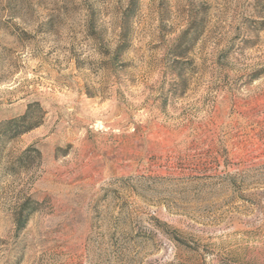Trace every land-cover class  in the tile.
Returning a JSON list of instances; mask_svg holds the SVG:
<instances>
[{
  "label": "rangeland",
  "instance_id": "rangeland-1",
  "mask_svg": "<svg viewBox=\"0 0 264 264\" xmlns=\"http://www.w3.org/2000/svg\"><path fill=\"white\" fill-rule=\"evenodd\" d=\"M129 3L0 0V264H264V0Z\"/></svg>",
  "mask_w": 264,
  "mask_h": 264
},
{
  "label": "trees",
  "instance_id": "trees-1",
  "mask_svg": "<svg viewBox=\"0 0 264 264\" xmlns=\"http://www.w3.org/2000/svg\"><path fill=\"white\" fill-rule=\"evenodd\" d=\"M139 0H130V3L127 7V10L122 18L121 28L122 31L120 33V42L117 46V52L121 51L123 48V42L125 41V32L126 25H129V21L133 14L135 13V8L137 7ZM192 24L183 32V34L179 37V41L182 42L183 39L188 38L191 35ZM36 106L35 103L29 104L27 111L18 117L10 118L4 120L0 123V144L5 145L9 141L17 138L18 136L30 131L33 129V124L31 123V113L32 110ZM24 212V209L21 210L20 215ZM29 213L26 214V219L28 218ZM25 223L19 224L20 228L24 226Z\"/></svg>",
  "mask_w": 264,
  "mask_h": 264
}]
</instances>
